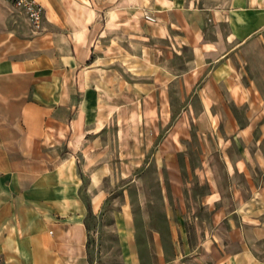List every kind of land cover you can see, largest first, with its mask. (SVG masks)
<instances>
[{
  "label": "crops",
  "instance_id": "obj_1",
  "mask_svg": "<svg viewBox=\"0 0 264 264\" xmlns=\"http://www.w3.org/2000/svg\"><path fill=\"white\" fill-rule=\"evenodd\" d=\"M37 1L45 18L31 39L0 36V264H91L89 217L108 201L97 162L100 101L114 88L116 47L124 73L139 63L141 78L154 76L156 82L139 83L146 93H166L157 78L205 77L208 94L225 90L239 107L256 109L260 91L252 77L244 80L241 63L253 61L259 47L264 55V0ZM133 15L150 31L141 42L155 51H131ZM109 31L122 33L123 43ZM186 48L197 69L180 76L165 70ZM256 126L254 119L240 126L233 140L251 141ZM226 169L247 187L236 188L231 211L214 215L213 230L204 227L199 246L179 232L169 255L161 237L147 234L143 251L123 210V264H264V151L241 150L235 160L227 157Z\"/></svg>",
  "mask_w": 264,
  "mask_h": 264
},
{
  "label": "rangeland",
  "instance_id": "obj_2",
  "mask_svg": "<svg viewBox=\"0 0 264 264\" xmlns=\"http://www.w3.org/2000/svg\"><path fill=\"white\" fill-rule=\"evenodd\" d=\"M140 18L132 17L136 28L130 37V48L135 55L140 54L143 45L155 49L153 43L141 42L151 35ZM104 22L100 20L101 25ZM32 28L23 12L0 1V36L13 33L25 44L35 35ZM109 33L114 34L116 44L123 43L122 33ZM255 50L253 61L241 63L248 72L244 80L249 82L252 77L260 91L257 108L251 109L249 104L236 105L225 90L220 94L211 89L208 94L209 80L205 77L197 81L157 78V84H165L162 90L167 87L166 93H146L139 83L156 82L154 76L149 72L148 77L141 78L139 63L131 65V75L124 73L122 61L117 60L122 48L116 47V61L111 65L115 69L114 88L112 92H102L100 101L103 132L97 143V162L104 170L101 182L108 201L99 215L89 217L87 247L91 264H123L119 230L123 210L133 220L143 251L147 248V234H151L161 237L170 255L177 233L182 232L191 246H199L204 227L213 230L216 226L214 215L234 208L236 188H245L247 183L241 176L228 174L227 157L235 160L241 150L264 151V55L261 47ZM163 67L180 76L198 65L192 51L186 48ZM209 104L213 109L205 110ZM252 119L258 123L252 140L234 141L238 128ZM81 168L86 172V167ZM215 199L218 204L209 208L207 202Z\"/></svg>",
  "mask_w": 264,
  "mask_h": 264
},
{
  "label": "built area",
  "instance_id": "obj_3",
  "mask_svg": "<svg viewBox=\"0 0 264 264\" xmlns=\"http://www.w3.org/2000/svg\"><path fill=\"white\" fill-rule=\"evenodd\" d=\"M7 2L23 12L35 30L42 27L45 18V8L37 0H0ZM147 22L155 23L157 19L149 14L144 15Z\"/></svg>",
  "mask_w": 264,
  "mask_h": 264
}]
</instances>
